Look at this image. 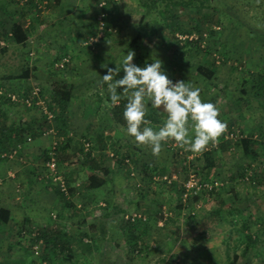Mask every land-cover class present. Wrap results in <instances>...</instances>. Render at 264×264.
<instances>
[{
  "label": "rangeland",
  "instance_id": "rangeland-1",
  "mask_svg": "<svg viewBox=\"0 0 264 264\" xmlns=\"http://www.w3.org/2000/svg\"><path fill=\"white\" fill-rule=\"evenodd\" d=\"M28 1L34 2L37 9L34 11L31 7L26 12L30 38L26 46H15L5 41L6 47L3 52L0 51L2 85L3 77L19 73L21 66L27 64L29 69L36 67L38 72L40 70L35 73L37 80L28 82L15 79L10 83L26 81L31 84L29 88L39 84L47 89H50L54 78L66 82V85L73 83L76 95L73 107L79 116L105 117L109 106L105 104L106 91L97 89L101 84L100 77L106 74L107 68L119 67L123 55L131 50L135 53L133 63L136 65L143 67L145 63L158 58L163 61V69L169 79L199 87L202 101L214 103L220 109L218 119L226 124V128L217 138L216 148L210 144L209 150L202 153L185 151L174 142L162 144L160 154L154 156L158 172L152 181L141 172L142 164H150V147L145 145L139 148L131 137L123 133L122 140L119 139L117 143L119 147H108L104 152L103 162L109 165L110 180L93 194L86 191V182L78 183L80 195L72 202L74 206L71 208L61 209L57 199L54 200L58 202L55 208L48 200H37L28 208L30 218L25 227L30 229L28 233L20 235L18 228L10 226L1 231L0 264H202V259L205 260L204 264H232L234 247L238 248L236 264H264V146L259 147L255 155L244 156L238 138H224L225 133L232 129H238L243 135L264 134V109L256 95L259 91L255 85L258 76L264 77V0H258L251 6L246 4V0H220L222 7H231L227 13L229 17L222 21L219 36L213 39L214 42H209L210 52H217L220 60L204 53L201 42V50L193 49L187 54L188 62L173 59L179 56L175 51L176 43L170 36L161 35L162 26L146 18L140 27L145 10L137 0H110V4L109 0ZM103 3L105 5L101 7ZM19 4L13 0H0V31L6 29L11 17L16 19L18 13L24 12L26 4ZM106 13L110 15L111 26L101 32L99 42L90 45L85 38L90 36L95 20ZM177 14L178 24L182 30L187 29L191 16L182 10ZM32 43L36 45L30 51ZM128 44L132 46L129 49ZM40 49V56L43 57L39 63L33 55ZM61 52L69 57L70 62L62 70L54 67L61 61L57 60ZM173 52L177 55H172ZM202 63L205 67L215 68L212 82L195 73V66ZM102 65H107V68ZM122 76L121 70L117 77ZM94 95H100L104 99L102 103ZM14 108L17 113L11 112L12 117H42L39 112H23L26 108L20 105ZM156 118L158 121L154 127L163 124L164 114ZM230 118L233 119L229 121ZM104 132L109 134L107 128ZM50 138L49 144L53 136ZM138 153L139 158H135ZM116 154L118 158L110 159L111 155L116 157ZM126 154L131 155L132 163L121 166L118 160ZM20 156L21 160L17 157L12 161L0 159V162L20 164L31 161L22 153ZM71 158L73 168H79L83 156L75 153ZM41 160L43 158L39 162ZM42 170L39 167L38 172ZM190 174H195L202 185L207 184L212 188L202 190L198 200L189 199L184 209L175 216L177 191ZM215 212L220 214L223 221L215 231L209 233L210 240L201 241L184 252L176 251L180 244L176 240V228L182 234L191 225L188 216L192 215L195 220L203 216L210 219ZM133 213L146 219L143 223H147V227L142 226L138 231L144 227L148 229L145 233L137 232L136 243L122 236L118 228L123 217ZM160 214L168 219L165 221L164 218V226L162 220L156 221ZM40 217L44 222L42 226L40 220L36 221ZM242 225H247L257 238L255 246L246 255L241 253L243 246L236 232ZM40 229L65 236L70 251H49L47 244L42 243L39 247L31 244L30 237ZM222 241H228V257L223 252ZM89 244L93 247L91 253H87L86 249Z\"/></svg>",
  "mask_w": 264,
  "mask_h": 264
},
{
  "label": "trees",
  "instance_id": "trees-1",
  "mask_svg": "<svg viewBox=\"0 0 264 264\" xmlns=\"http://www.w3.org/2000/svg\"><path fill=\"white\" fill-rule=\"evenodd\" d=\"M16 4H19L17 0H13ZM58 2V0H55ZM258 0H246V4L248 6H251L252 3H255ZM260 1V0H259ZM109 0V4H110ZM138 4L145 10L144 16L140 19V27H142V23L146 18H149L152 20V22L156 23V25H160L163 28V31L161 35L163 37L170 36L173 41H175V51L178 52L179 56H175L173 59L178 60L181 59V62L184 60V62H188L187 59V54L190 53L191 50L197 49L201 50V42H202V51L204 53H207L212 59H219V55H217V52H210L209 47L211 45L209 42L213 41L214 38H217L219 36V29L220 26L222 25V21L229 17L227 13H229V8L231 9L230 6L228 5H223L221 6V1L220 0H137ZM26 4V8L24 12L18 13V17L15 19V17H11L8 20L7 27L5 30H1L0 32V40L9 41L10 44L15 45V46H26V44L29 41L30 38V33H29V23H26V12L29 11L27 9L29 8H34V11H37L35 8L34 2L28 1L24 2ZM23 3V4H24ZM22 4V5H23ZM20 5V4H19ZM185 11L187 14L191 17H189V22L190 25L187 27V29L182 30L180 25L178 24V11ZM109 13H106L102 16L101 22L102 25H100V21L95 20V27L90 29L89 35L91 38H97L98 34L102 32L103 30H107L110 26V20H109ZM215 28H217L215 30ZM177 35L181 36H194L191 40L185 39L183 41H180L178 39ZM88 36L85 38V41L87 42ZM101 39V38H100ZM98 39L97 42L100 41ZM210 40V41H209ZM214 42V41H213ZM210 45V46H209ZM6 45L1 48L0 51H4ZM131 44H128V49L131 48ZM205 49V50H204ZM225 50V49H224ZM172 55H177L176 52H173ZM58 58L57 60H62L65 58L67 55L64 52H61L59 55H57ZM224 57H222L223 59ZM224 60V59H223ZM139 62L141 60L138 59ZM222 61V60H221ZM178 62V61H177ZM150 63V62H149ZM55 64V63H54ZM219 64V63H218ZM20 72L15 74V75H9L7 77H3L1 81H6V80H30L34 79L37 80L36 76V69L33 67L32 69H29L28 65L25 64V66H21V69L19 70ZM195 73L205 79L208 82H212L214 79L216 70L213 66L211 67H205V65L198 64L194 68ZM115 79H120L119 77ZM173 82H176L174 78H171ZM0 83V90L3 88L1 87ZM255 85H257L258 88V93L256 94L260 100H261V105L264 109V77H257L255 80ZM37 86V85H36ZM41 90V95L40 98L46 102V108L47 110L53 115V120L52 123H49L48 121L45 120V129H50L51 127L54 129L57 137V147L54 151L55 159L58 162L61 160H64L65 157L63 155L61 156V151L67 146V139H65V132L61 131V128L58 126V121L60 122L61 117H64V113L66 112V108L68 104L70 103V100L73 99L76 95L74 93V89L71 85H66V82L63 81H58L56 79L52 80V85L50 86V89L44 88L42 85L40 86L38 84L37 86ZM44 88V89H43ZM106 87H104L105 89ZM218 88V87H217ZM256 88V89H257ZM106 89L104 90V92ZM118 93L121 91V89H117ZM96 100H98L99 103H102L103 98L100 95H94ZM105 97L108 100V95ZM1 103H6L12 105L9 99L7 98H0ZM0 103V105H1ZM126 103V99H122L120 104L118 106H111L108 107V114L105 115V117H109L110 123L112 126L116 128H121L123 129L126 122L123 118V112H124V106ZM38 109V108H34ZM1 114V111H0ZM164 114L160 110L153 109L149 105L148 109V114L146 118L148 120H154V117H157L158 115ZM42 117H45L44 115L41 114ZM157 119V118H156ZM2 122L0 121V128H1ZM52 124V125H51ZM47 126V127H46ZM58 131V132H57ZM0 134L2 135L1 137L4 138V144L3 142L0 143V153H10L13 148H15L16 145L10 148V144L7 143L9 140V137L5 135V130L0 129ZM240 137H239V143L242 149V153L244 156H249L257 152V149L259 147L264 146V134L257 135L255 136L254 134L250 135H243V133L240 132ZM59 137H62V141L59 140ZM17 140H21V138L16 137ZM25 139V138H24ZM104 149H100V152L97 153V151L89 147V149L85 152L84 147L82 148L81 155L85 157V162L86 164L84 166H89L90 173L86 177V190L89 191L90 193L94 192L95 190L101 189L106 182L110 180V175L111 171L109 169V165H106V163L103 162L105 153ZM151 151V150H150ZM149 158L148 160L150 161V164H142L141 165V172L144 174L149 181H152L154 178V175L157 174L158 170L156 167V161L157 159L153 156L152 152H149ZM52 155V152L49 150L45 151L43 154V163H45ZM96 157H93L95 156ZM109 156V155H107ZM109 158V157H108ZM116 159L118 158L117 154L116 157H110V159ZM131 155L126 154L125 156H122L118 162L120 163L121 166H129L131 162ZM204 168V167H202ZM203 170V169H202ZM158 176V175H157ZM242 177V176H241ZM67 184L70 185V193H73L75 188L71 185L70 179L66 178ZM172 186V185H171ZM56 193L58 196L62 199H65L66 207L69 208L74 206L72 202L69 200H66V198L59 192L58 188H55ZM178 193V204L176 205V212L174 213L175 216L177 212L181 211L184 209L185 204L182 201V194L184 193V187L180 188V190L177 191ZM199 196L193 197L194 200H198ZM67 201V202H66ZM72 204V205H70ZM59 216V215H58ZM165 217L163 215H159L156 218L157 220H164ZM191 225L185 229L182 234L179 233V230L176 228L175 234L176 240L180 242L178 244V247L176 248V251L178 252H184L186 248H191L195 247L197 243L199 242H207L210 240L208 238L209 233L215 231L220 223L223 221L221 218L220 214L218 212H215L212 218L208 217H201L195 218L190 215L187 217ZM168 219L165 218V221ZM9 221V211L1 208L0 209V226L4 227ZM165 221H163V226ZM263 222V221H261ZM147 223H143L140 220H135L134 222L131 221H124V219L121 220V223L119 224L118 228L125 238H127L129 241L136 243L137 241V232L140 233H145V231L148 229L146 228ZM146 226L143 228V230L138 231V228ZM24 228L19 231V234H24L28 233L30 231L29 228ZM29 229V230H28ZM238 235L240 236V243L243 246L242 249V255H246L249 249L251 247L255 246L257 238L252 235L250 232V228L247 225H242L241 229H237L236 231ZM85 236V235H84ZM65 236L61 237L59 233H52V231H49L48 229L45 230H37L36 234L30 237V243L33 245H37L39 242H42L44 244H47L49 246V251L51 249L55 251V249H58L59 251H65L69 248V243L68 240H64ZM223 242V241H222ZM132 243V244H134ZM184 243V244H183ZM224 253L228 257L229 253V244L228 241H224ZM144 245V242H142ZM86 249L88 250L87 253L92 252V245H86ZM236 247L232 249L233 256H232V264H236L235 262L238 259V254ZM141 251V250H140ZM139 252V251H138ZM142 252H144V247L142 249ZM48 259V258H46ZM45 259V260H46ZM202 264L205 263V260L202 259ZM165 264H171L170 262H166Z\"/></svg>",
  "mask_w": 264,
  "mask_h": 264
},
{
  "label": "crops",
  "instance_id": "crops-1",
  "mask_svg": "<svg viewBox=\"0 0 264 264\" xmlns=\"http://www.w3.org/2000/svg\"><path fill=\"white\" fill-rule=\"evenodd\" d=\"M36 38L38 39L39 37ZM90 39L91 38H89L87 42H89ZM32 45L33 47L30 49V51L32 49H35L36 44L34 45L32 43ZM41 51L42 49H40L39 51H35L36 54L34 53L35 55H33L34 60L39 61V63L42 61L43 57L40 56ZM66 71H68V68L67 70H65V72ZM36 72H38V70H36ZM30 80L27 81L30 82ZM10 81L12 80L4 81L3 85L1 84V87L14 91L21 89V92H25V89H28L31 85L26 81L21 82L20 84H12L10 83ZM67 84L71 85L73 88L75 87L73 83ZM104 87H106V85L102 87L101 84H99L97 86V89L102 90L104 89ZM105 89L107 96V88ZM74 98L70 100V103L66 108V112L64 113V117H61L60 122H57L58 126L61 128V131L65 132V139L68 140L67 146L62 149L63 151H61V156L63 155L65 159L58 162L57 171L62 176L70 179V183L72 186L78 183L80 184V182L85 183L86 177L90 173L89 166H84L86 164V160L83 155L82 161L79 162V168L74 169L73 164L71 163L72 155H74L75 153H79V155L81 154L83 148V144H81L82 139H85V141L90 144V147L92 149L95 148L97 153H99L100 149H104L106 151L108 147L110 149L112 147H116L118 145L117 143L119 142V139L122 140V135L124 133L123 129L116 128L111 125L109 117H80L77 109L73 107V105H75L73 103ZM104 99L107 100L106 98ZM14 106L6 103H1L0 111H2L3 116L0 117V121L2 122L0 129L1 131L5 130V135L9 137L7 143L10 144V148L15 146L16 143L20 145L22 143L21 149L23 150L20 152L22 153V155L24 154L26 158H30L31 161L26 160L27 162H22L20 164L15 162H0V178L4 179L3 184L0 185V209L4 208L9 211V221L4 227L0 226V233L1 231L7 230L9 226L12 228H18L19 231H21L22 228L25 229V227H27L26 223L30 218L28 208L32 206L37 200H48L50 201L51 206L55 208L56 205H58V202L56 203L54 202V200L57 199L60 201L59 204L61 203V209H66V203L64 202L65 200H63L62 203V198H60L55 191L56 187L53 185V183H51L44 177L45 170L43 167V160L39 162L40 158H43V154L45 153V151H49V138L50 136L52 137V134L48 133V130L44 128V117H12L13 115L10 114L11 112L17 113V109L14 108ZM25 110L29 114L30 112H39L38 109H23V112ZM4 115H10V117H4ZM73 115L76 117H71ZM232 119L233 118H230L229 121ZM150 121L152 122V126L154 127L155 122H157L158 120L156 119V117H154V120ZM106 128L109 131V134L104 132ZM1 136L2 135L0 134V143L3 142L4 144V138H2ZM26 136H29L31 138V141L29 143H25L24 138ZM16 137L21 138V140H17ZM139 156L140 154L138 153L135 158H139ZM93 157H96V155ZM39 167L43 169V172H38ZM9 175H12L13 177L7 178L9 177ZM38 176L39 178H37ZM37 180L38 182H40L39 184ZM38 195L40 196L38 197ZM74 200L75 197H73L70 202H74ZM38 220L41 221L40 225L42 226L44 222L41 217L39 219H36V221Z\"/></svg>",
  "mask_w": 264,
  "mask_h": 264
},
{
  "label": "clouds",
  "instance_id": "clouds-1",
  "mask_svg": "<svg viewBox=\"0 0 264 264\" xmlns=\"http://www.w3.org/2000/svg\"><path fill=\"white\" fill-rule=\"evenodd\" d=\"M134 51L123 55L120 66L107 68L101 86L107 88L109 107L126 99L123 118L124 134L138 146H148L158 156L162 144L174 142L192 153H202L225 131L226 124L218 119L220 109L201 99V89L184 81L173 82L158 58L140 67L133 63ZM123 71L120 79H115ZM117 89H121L118 93ZM149 105L164 113L163 124L153 127L146 118Z\"/></svg>",
  "mask_w": 264,
  "mask_h": 264
},
{
  "label": "built area",
  "instance_id": "built-area-1",
  "mask_svg": "<svg viewBox=\"0 0 264 264\" xmlns=\"http://www.w3.org/2000/svg\"><path fill=\"white\" fill-rule=\"evenodd\" d=\"M20 5H22L24 2H26L27 0H17ZM105 5V3L101 4L100 6L103 7ZM101 18L102 16L98 17V21H100V25H102L101 22ZM101 32L98 34L97 38L94 39H90L89 43L92 44L95 41H98V38L101 37ZM178 39L180 41H183L185 39L191 40L192 38H194V36H181V35H177ZM6 45V43L3 40H0V50L1 48H3ZM218 60V59H216ZM69 57H65L63 58L59 63H56L54 65V67L56 69H65L66 66L69 64ZM216 63L218 64L219 61H216ZM41 95V90L37 87V86H32L31 88L27 89L25 92H21V90H9V89H4L2 88L0 90V98H7L10 100V102L12 103V105H20L26 109H34V108H38L39 113H41L42 115H44L46 121H48L49 123H52L53 120V115L47 110L46 108V102L44 100H42L40 98ZM52 125V124H51ZM48 133H51L53 136V140L50 143L49 146V150L52 152L51 157L44 163L43 167L45 170V178L47 180H49L51 183H53V185L55 187L58 188L59 192L66 198V200H71L73 199V197L77 198L80 195L79 192V184H75V190L73 193H70V185L67 184L66 179L64 176H62L60 173H58L57 169V161L55 159V155H54V151L57 147V137H56V133L54 131V129L51 127L50 129H48ZM240 131L238 129H232L231 131L225 133L224 138L226 140H236L237 138L239 139L240 137ZM59 140H63L62 137H59ZM31 141V138L29 136L26 137V143H29ZM83 147H84V151L86 152L90 145L88 142L83 141ZM213 147L216 148L217 143L215 141V143L211 144ZM173 146H175L173 144ZM21 149V145H16L15 148L12 149V151L10 153H0V159L2 160H7V161H12L15 160L17 157L21 160V156H20V150ZM209 148H207L205 151H208ZM112 157V155L110 156ZM189 158V157H187ZM190 159L192 160L193 157H190ZM12 175H9V177L7 178H12ZM166 180V179H165ZM4 182V179L0 178V185ZM168 183L170 184V181H168ZM183 187H184V193L182 194V201L184 204H186V202L189 199H193V197L195 196H200L202 190L207 189L210 190L212 188V186L207 185V184H203L202 182H200L197 178V176L195 174H190L188 175L187 180L185 181V183H183ZM53 218H55V216H53ZM124 221H131L134 222L135 220H140L141 222H145L146 219L145 217H143L140 214L137 213H133L131 215H125L123 217ZM42 242H39L37 245L35 246H41ZM37 248V247H35Z\"/></svg>",
  "mask_w": 264,
  "mask_h": 264
}]
</instances>
